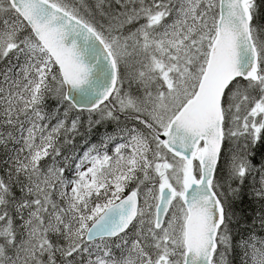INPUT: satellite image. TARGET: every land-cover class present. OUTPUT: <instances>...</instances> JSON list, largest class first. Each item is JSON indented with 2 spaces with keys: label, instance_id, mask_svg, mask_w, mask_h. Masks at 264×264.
I'll list each match as a JSON object with an SVG mask.
<instances>
[{
  "label": "snow or ice",
  "instance_id": "1",
  "mask_svg": "<svg viewBox=\"0 0 264 264\" xmlns=\"http://www.w3.org/2000/svg\"><path fill=\"white\" fill-rule=\"evenodd\" d=\"M0 264H264V0H0Z\"/></svg>",
  "mask_w": 264,
  "mask_h": 264
}]
</instances>
